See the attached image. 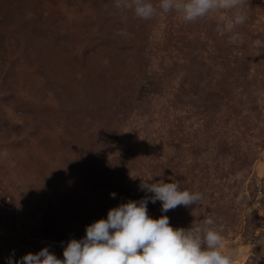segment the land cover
I'll use <instances>...</instances> for the list:
<instances>
[{"label": "rangeland", "instance_id": "rangeland-1", "mask_svg": "<svg viewBox=\"0 0 264 264\" xmlns=\"http://www.w3.org/2000/svg\"><path fill=\"white\" fill-rule=\"evenodd\" d=\"M118 2L0 0V264L44 247L63 259L158 181L202 199L149 203L151 218H212L234 264H264V0L193 22Z\"/></svg>", "mask_w": 264, "mask_h": 264}, {"label": "clouds", "instance_id": "clouds-1", "mask_svg": "<svg viewBox=\"0 0 264 264\" xmlns=\"http://www.w3.org/2000/svg\"><path fill=\"white\" fill-rule=\"evenodd\" d=\"M240 0H160L164 13L176 11L187 22H193L215 10L237 9ZM117 7L133 9L137 18L147 20L157 9L150 0H119ZM242 10L227 20V30L245 22ZM223 30V29H221ZM120 35H128L120 33ZM239 33L230 36V42L240 40ZM262 41H254L256 47ZM142 190L151 193L139 201H128L110 209L106 219L86 226L85 236L72 239L63 248V259H58L48 247L37 253H28L6 264H234L235 253L223 251L225 239L222 230L214 227L212 218L194 229H174L166 215L153 219L148 215V204L161 202V212L177 206H191L202 199L199 192L180 190L179 183L158 181L141 183ZM113 198L115 193H110Z\"/></svg>", "mask_w": 264, "mask_h": 264}]
</instances>
